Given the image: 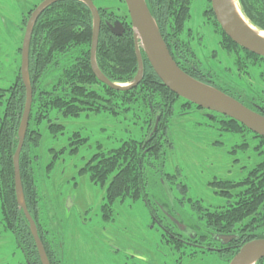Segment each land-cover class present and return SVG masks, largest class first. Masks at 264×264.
I'll return each mask as SVG.
<instances>
[{
    "label": "trees",
    "instance_id": "obj_1",
    "mask_svg": "<svg viewBox=\"0 0 264 264\" xmlns=\"http://www.w3.org/2000/svg\"><path fill=\"white\" fill-rule=\"evenodd\" d=\"M120 1L126 10L125 1ZM93 2L98 5L96 0ZM146 2L180 67L198 80L233 96L228 90L207 79L206 74L196 68L197 65L192 60L190 61L192 48L190 42L182 35L185 23L191 15L192 0H146ZM238 3L242 12L253 24L264 30V0H238ZM97 8L101 16L96 51L97 65L111 81L121 84L130 83L138 70L134 29L130 16L127 11L119 14L109 7L98 5ZM115 21H121L124 25L125 31L121 36L115 35L109 27V23ZM92 35V11L80 0H60L50 4L34 25L29 55V78L33 90V102L20 154V173L27 208L39 226L37 219L40 210L37 185V171L41 158L39 145L44 130L54 139L63 134L65 125L57 121V116L79 118L84 113L101 112H109L114 116L122 113L130 114L136 118L133 120L143 119L146 135L141 143L144 144L148 136L146 148L139 150L133 139H125L119 146L110 150H103L99 145V151L81 170L85 172L87 169L94 183L103 186L108 182L103 211H112L117 201L124 202L128 199L135 201L142 196V198L149 196L147 199L150 208L153 201L155 210L159 208L163 214V220L158 222L161 228L163 226L162 235L177 239L173 236L177 228L163 213L160 207L163 203L158 202L151 195L149 180L151 177L159 178L158 174L165 168L167 141L165 137L170 116L173 114L176 100L186 99L172 92L161 81L143 50L144 75L141 82L126 91L109 87L98 78L91 65ZM227 38L236 46L230 37ZM13 85L6 90L8 93L0 98L1 216L5 228L13 232L24 255L29 259V264H42L29 222L16 198L13 157L19 141L18 130L27 93L21 77L16 78ZM224 117L227 118V123L231 124V130L252 132L261 140L264 147L263 136L233 118L225 115ZM86 141L87 138L82 137L80 132H74L69 140L70 146H73L70 151L77 153ZM63 151L62 149L61 152ZM260 154L262 159L253 167L248 168L243 165V170H246L243 177L215 182V186L221 190L227 189L223 193L228 200L226 205L205 206L198 205L199 200L194 202L201 208L207 232L198 234L192 228L194 236L190 234L188 241L204 239L208 241L207 245L215 246L213 244H218L215 235L234 234L236 239L233 242L236 246L228 249L230 261L243 244L254 239H264V150ZM57 158L58 152L54 151L52 166ZM160 183L162 184L161 179ZM167 191L169 190H166V194ZM169 200L170 204H163L168 208L175 203L173 198ZM175 214L174 216L180 217ZM165 219L168 221L166 222ZM39 234L51 264H60L56 259L54 248L48 247L46 245L48 243L44 242V234L41 230ZM255 264H264V258Z\"/></svg>",
    "mask_w": 264,
    "mask_h": 264
},
{
    "label": "rangeland",
    "instance_id": "obj_2",
    "mask_svg": "<svg viewBox=\"0 0 264 264\" xmlns=\"http://www.w3.org/2000/svg\"><path fill=\"white\" fill-rule=\"evenodd\" d=\"M34 1L0 0V45L15 49L21 37L16 26L19 16ZM96 1L99 6L119 14L127 11L129 15L125 2L126 10L120 0ZM182 36L192 48L190 61L207 79L229 92L236 88L249 96L259 93L256 97L262 94L264 98V59H248L232 51L211 0H192ZM12 76L13 70H9L4 52L0 51V86H7ZM133 119L136 118L130 114L114 116L109 112L84 113L79 118L57 116V121L65 125L63 134L54 139L43 131L37 171L38 233L42 231L44 242L54 248L60 264H229L230 251L208 247L207 240H200L205 245L202 248L164 237L158 224L163 214L159 208L155 210L153 201L150 210L158 221L152 220L142 199L117 201L112 211H103L108 182L103 186L94 183L90 172L81 169L99 151V145L110 150L125 139H133L139 150L146 148L148 136L141 143L146 135L143 119ZM227 121L220 113L177 99L165 137V168L159 178L149 180L151 195L163 204H170L168 196L172 195L175 203L171 208L176 214L173 213L198 234L207 232L198 205L228 203L223 195L227 189L221 190L215 182L237 180L246 174L243 165L251 168L262 159L261 140L248 130H231ZM76 131L87 141L77 153H72L69 140ZM54 151L58 158L52 166ZM196 201L198 205L194 204ZM25 260L13 232L2 222L0 201V264H26Z\"/></svg>",
    "mask_w": 264,
    "mask_h": 264
},
{
    "label": "water",
    "instance_id": "obj_3",
    "mask_svg": "<svg viewBox=\"0 0 264 264\" xmlns=\"http://www.w3.org/2000/svg\"><path fill=\"white\" fill-rule=\"evenodd\" d=\"M60 0H44L32 13L28 21L23 41L22 51V77L27 91L25 109L18 130V145L13 157L16 198L23 209L29 222L35 244L42 264H51L43 242L38 233L34 218L29 212L23 191L20 173V154L24 145L33 102V90L29 79V51L34 24L42 11L50 4ZM86 3L93 14V35L91 47V65L98 78L109 87L126 91L136 87L144 75V61L142 50L146 53L153 69L161 81L178 96L212 112L220 113L233 118L248 129L264 137V115L247 107L235 97L223 92L217 87L198 80L180 67L174 59L160 28L153 17L146 0H124L130 15L132 28L134 29L135 52L138 62V70L135 78L130 83L118 84L111 81L99 69L96 61V51L99 42L101 16L93 0H80ZM215 17L225 34L235 43L251 53L264 57V37L260 35L262 30H257L244 17L237 1L211 0ZM235 4L238 6L241 16L238 14ZM111 31L117 35H123L125 28L121 21L109 23ZM254 28V29H253ZM234 236H221L224 241H230ZM264 258V239H254L243 244L233 256L229 264H255Z\"/></svg>",
    "mask_w": 264,
    "mask_h": 264
},
{
    "label": "flooded vegetation",
    "instance_id": "obj_4",
    "mask_svg": "<svg viewBox=\"0 0 264 264\" xmlns=\"http://www.w3.org/2000/svg\"><path fill=\"white\" fill-rule=\"evenodd\" d=\"M15 1L19 2L20 0H15ZM43 1L44 0H35L19 16L20 18L18 19V22H17L16 26H17L18 31L20 32L21 37H20V42L15 47V49L14 48L12 49V47H8V46H6V48H5L4 43H1V45H0V51L4 52V58H6V61L9 64V70L10 69L13 70V76L11 78L12 81H10L8 83V85L5 86V87L0 86V98H1L2 95L8 93L6 90L9 87H13L14 86L13 83L16 80V78L21 77L22 82H23L21 67H22V51H23L24 36H25V33H26V28H27L28 21L30 20L32 13L36 10V8ZM238 6L240 8V11L242 12L239 3H238ZM242 14L248 20V22L253 24V22L247 17V15L244 12H242ZM38 18H37V20H38ZM235 44H236V46L231 44L232 49H234V51H236L237 53H239V52L242 53L246 58L251 59L252 56H253V57L257 58V59H264V57L260 56V55H256V54L251 55V52H249L248 50L244 49L242 46L238 45L237 43H235ZM30 46H31V44H30ZM29 55H30V51H29ZM243 65H247V64L245 62H243ZM18 72H19V74H18ZM23 84H24V82H23ZM24 86H25V84H24ZM25 89H26V87H25ZM262 89H264V88H262ZM262 89H260L259 91L263 92ZM230 92L237 100H239L240 102L245 104L247 107H249V108H251V109H253V110H255V111H257V112H259V113L264 115V98H263L262 94H260L259 97H256V96H258L259 93L249 96L247 93H244L243 90L241 91L240 89H236V88H235V91L231 90ZM26 93H27V91H26ZM167 194L171 195L170 192H168ZM142 197L140 199H142L144 201L145 205L149 208L150 216H151L152 220L158 221L156 216L154 215V213L151 212V210H150L151 208L149 206L148 199H147V198H149V196L148 197L145 196L146 198H142ZM150 197H152V196H150ZM169 198H173V197L169 196ZM160 207H161L163 213L167 216V218L171 222H173L174 225L177 228V231L175 232V235H173V236H175V238L179 239L180 241L186 242V244H189V245L198 246V247H202V248L205 246V245L200 243L199 239L198 240H194V241H188V240H190L189 239V235L190 234L192 236H194L192 227L187 225V223H185L183 221V219L181 218L180 215H178L180 217L174 216V214L172 213L171 207L168 208V207H166L163 204H160ZM162 228H163V226H162ZM221 236H234V237L230 241H224V240L221 239ZM215 238L218 241V244L217 243L215 244V246H219V247H217V248H219L218 251L228 250L230 248H234L235 247V245H233L234 244L233 241H235L236 235H234V234H229V235L218 234V235H215ZM215 246H212V247H215ZM208 247H209V245H208ZM24 257L26 259L25 260L26 264H29V262H30L29 259L25 255H24Z\"/></svg>",
    "mask_w": 264,
    "mask_h": 264
},
{
    "label": "bare ground",
    "instance_id": "obj_5",
    "mask_svg": "<svg viewBox=\"0 0 264 264\" xmlns=\"http://www.w3.org/2000/svg\"><path fill=\"white\" fill-rule=\"evenodd\" d=\"M233 3H234V0H233ZM237 7H238V6L235 4V8H236V10H237L238 14L241 16V13H240V11H239V9H238ZM241 17H242V16H241ZM253 29H254V28H253ZM260 35L264 37V32L262 31V32L260 33Z\"/></svg>",
    "mask_w": 264,
    "mask_h": 264
}]
</instances>
